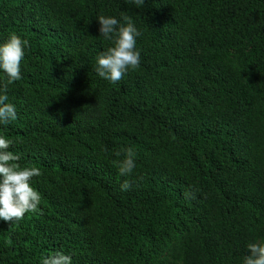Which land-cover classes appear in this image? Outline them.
<instances>
[{
  "label": "trees",
  "instance_id": "obj_1",
  "mask_svg": "<svg viewBox=\"0 0 264 264\" xmlns=\"http://www.w3.org/2000/svg\"><path fill=\"white\" fill-rule=\"evenodd\" d=\"M101 15L141 33L116 83L95 72ZM12 33L28 44L0 136L41 200L0 220V264H243L264 243V0H0Z\"/></svg>",
  "mask_w": 264,
  "mask_h": 264
},
{
  "label": "clouds",
  "instance_id": "obj_2",
  "mask_svg": "<svg viewBox=\"0 0 264 264\" xmlns=\"http://www.w3.org/2000/svg\"><path fill=\"white\" fill-rule=\"evenodd\" d=\"M137 7L144 4V0H129ZM99 33L105 40L112 41V46L96 57L95 72L99 77L111 83L120 81L124 74L140 67V53L135 49L136 37L141 33L134 26L130 18L125 17L126 24L111 16L101 15ZM27 40L12 33L8 39L0 43V70L6 74V79L0 81V124L7 125L17 119L15 105L8 102L9 85L21 79L20 65L24 58V47ZM11 141L0 136V220L5 222L22 220L27 212L36 211L41 197L30 184L33 177L40 176L41 170L36 166L20 167L19 156L7 149ZM125 158L116 161L120 175L128 177L135 169L137 155L133 148L123 149ZM132 187V182L125 179L121 183L122 191ZM248 254L244 257L243 264H264V243H250L247 246ZM42 264H71V257L62 252L46 256Z\"/></svg>",
  "mask_w": 264,
  "mask_h": 264
}]
</instances>
